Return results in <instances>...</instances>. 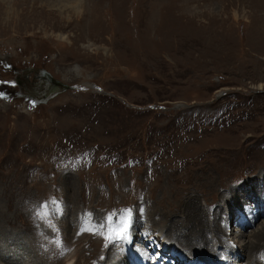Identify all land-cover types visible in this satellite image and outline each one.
<instances>
[{"label": "rangeland", "instance_id": "374dc122", "mask_svg": "<svg viewBox=\"0 0 264 264\" xmlns=\"http://www.w3.org/2000/svg\"><path fill=\"white\" fill-rule=\"evenodd\" d=\"M40 69L69 88L34 104L15 95L19 81L35 83ZM202 159L210 168L222 165L229 181L210 199L200 197V209L212 206L238 249L247 250L264 226V0H0L1 256L33 254L34 240L17 230L43 228L58 251L72 218L90 232L96 213L118 210L112 221L119 205L158 203L177 186L170 171L187 178L185 170ZM209 167L198 172L220 178ZM121 186L130 190L126 199L114 194ZM165 203L159 208L174 207ZM145 219L136 221L139 231ZM237 231L245 235L235 238ZM260 238L252 259L264 264V233ZM123 242L137 241L129 232ZM220 250L192 255L226 262ZM245 253L224 255L231 264H249ZM81 255L62 254L59 262L84 264Z\"/></svg>", "mask_w": 264, "mask_h": 264}, {"label": "bare ground", "instance_id": "6f19581e", "mask_svg": "<svg viewBox=\"0 0 264 264\" xmlns=\"http://www.w3.org/2000/svg\"><path fill=\"white\" fill-rule=\"evenodd\" d=\"M35 88L36 89L39 88L38 84L35 85ZM106 153L109 154L110 152L109 153L106 152ZM164 155H166V153H164ZM192 156H194L193 153H192ZM192 158H193L192 162L195 163L196 162L195 158L194 157ZM203 160L205 161V159H202V161ZM204 161L201 162V164L198 167H195L196 165L194 164L190 172L188 170H185L187 174L189 173L187 175V178L184 176V174L182 175L177 174L178 170L175 169L174 173H172V170H171L169 180L173 179L172 180L173 183H177V186L175 184H171L169 186V188L173 189L171 193L165 194V196L162 199L158 200V203L154 202L151 205L149 204L148 207H145L143 200L142 202L141 200H138V201L136 200L137 202L134 200L135 204H132L129 206L125 205V207L123 206L120 207L121 205H119L118 208L122 212H120V214L116 216L112 221L108 220L110 218L109 215L111 212L107 211V213L105 212L98 213V214L96 213L95 216L92 218L91 223L89 224V227L92 228L90 229V232L86 231L87 225L85 222L79 228L78 221L74 220L73 218L70 219V222H69L70 229L67 226H65L67 230H70V233H68L69 231L68 232L65 231L67 239L65 240L61 233L60 239L55 243V246L58 248V251L55 250L54 245H53V250H51L49 247L51 244L50 241L47 239L44 240L45 237L47 238L50 235V232L45 231L43 228H41L42 230L39 229L40 233L37 232V229H33V228L32 229L25 228V230L23 231L17 230V234L20 235L23 232H25L27 238L28 236H30V240H34V242L29 243L31 248H33V250H31L33 254H29L28 252V254L25 257L21 255L20 257H18V259H15V257L14 258L3 257L1 256L2 255L1 253L0 264H3L2 261H7V260L9 264H60L59 257L62 254H64L68 259H71L72 255L78 256L79 253H82L81 256H82V260L84 264H106L114 259L112 257L113 251L116 255L121 256L120 258L115 260L114 264H139V262L135 260L136 256L143 259L145 262L148 263L150 259L155 255V253L160 250L161 245H162V241L160 240V238L157 236H154L155 231H158V229H160L161 231V233L159 232L161 235H158V236L168 237V239L163 237V239L167 240L168 243H175V242L180 243L182 246L185 247L186 252L188 253L193 254V252L196 249H205L211 253H221L220 248H222V252L226 254V256L231 255V256L239 257V256L246 255L245 252L248 251L249 256H246V261L249 264H257L258 263L257 257L252 259V255L255 254L257 250L261 249L260 244L262 242L260 241L261 240L260 236L262 235V233H264V226L260 227V232L257 235L258 239L255 242H251V246L248 245L247 250L245 247H242V250H239L237 247L238 244L236 243V240L232 237L233 230H227V222L218 214V212H213L212 206H210L209 204H208V207L205 208L204 210L202 208L200 209V206H201V204L199 203L200 201L197 202V200H200V197H205L206 200L210 199L212 197L213 191H215L220 186H223V184L229 181V177L224 176V173H223L224 168L222 165L216 164V161H215L214 164L212 163L213 164L212 166L210 164L211 166L210 168L209 166L204 164ZM158 164L162 165L163 162L161 163L158 162ZM176 164H177V161H176ZM165 165L168 168L167 164ZM186 166H188V164H186ZM205 167H209L210 169H212L211 171L217 170V172L221 174L220 178L217 176V178L214 177L213 179L205 180L203 178V175H200V173L198 172V171L205 172ZM180 168L182 167L180 166ZM156 173H157L156 175H158L157 176L158 178L160 175H162L160 171H156ZM148 174H151V173H148ZM150 177L151 176L149 175V178ZM183 178L184 180L187 179V181L186 182L182 181ZM112 181L114 182L113 179ZM107 182L109 181L107 180ZM115 182L111 184L114 185ZM155 182H151V183L154 184ZM180 182H181V185L178 184ZM117 185H119L118 182H117ZM121 188L122 189L118 191H117V189H119L118 187L116 190L114 188H112V190L114 189L115 195L119 194L118 195L119 197L116 195L118 198L122 196L121 198L126 199V196L128 195L126 193L130 192V190L128 189V187H127L128 190L126 189L127 191H125V189L122 186ZM102 189L101 191L105 192ZM104 196L106 198L105 197L102 198L101 196L100 198L102 199L105 198L107 200L108 197L106 195ZM167 196L169 197L172 196V199ZM113 198L115 197L113 196ZM182 198L185 201V204L183 203L184 205L183 208L182 207L179 208L178 200L181 201ZM102 199H100V201ZM106 200L104 201L107 202ZM119 200H122V199H119ZM104 201L102 200V202ZM165 201L169 202L171 205L173 204L174 207L172 208L170 207L167 209L166 205H164L165 209L163 207L162 209H160L159 206L160 205L163 206V204H166ZM116 202H119V201H115V203ZM118 204H120V202ZM142 204L146 209H148L147 213H145L146 211H144V215H141ZM107 205L110 209V206H109L110 204L107 203ZM107 205H105L106 208H107ZM102 206L100 208H102ZM113 206H115V204ZM174 210H177V211H174ZM135 212L137 216L135 215ZM124 213H128V216L131 215L132 220H133V221H129V230L127 232V233L130 232L131 237H134V239H136L137 241L136 244L133 243L132 246L124 245V242H123L124 238L122 239V238L117 237L115 233H113L112 238L109 239L110 228L121 226L120 222H121V219L123 218L122 214ZM156 215L161 216V219L159 221L155 220ZM183 216H186V217H183ZM239 217L237 219H239ZM144 218H146L145 219L146 221L144 220L145 225L143 229L139 231L136 226V221H138L137 223L138 225L139 222H142L143 221L142 219ZM104 222H106L105 226H104ZM134 222H135V227L131 226L132 224H134ZM237 222H238L239 228L244 229L243 224L245 222V219L243 218L242 221L241 220L236 221V225H237ZM151 223H155V225L153 226V224ZM84 227H85L84 229L85 231H81V229H83ZM71 230H73L72 234H71ZM30 233L33 235H31ZM52 234L54 235L53 232ZM92 234H97L101 238H105L108 246L112 249L110 250V249L105 248L103 246L101 238L97 235H92ZM234 234H235V238H237L240 234L245 235L244 233L239 232V231L235 232ZM69 235H72V236L69 237ZM143 235L145 236L144 238H143ZM34 236H40L43 239V242L40 245L36 244ZM12 242H15V241H12ZM70 242L71 243L73 242L74 247L77 249L76 251H74V249L72 250L70 246ZM8 246L10 247V242L8 243ZM147 246L149 247V251H147ZM150 246L152 247L150 248ZM133 247H135L136 251H138V254H135L134 257H133L134 253L132 255L130 254V252H132L133 250ZM119 248L122 249L120 252H118ZM179 248L180 250H182L181 246ZM63 250H66V252ZM86 251L88 252V254H86ZM182 251L184 252V250ZM59 252H62L61 255L58 254ZM149 253H151L152 256ZM224 254H220L218 257H222L226 262H216V260L203 257L204 254H201V255L199 254L195 256L205 261H207L208 259L207 262L208 263L212 262V264H226L227 262L231 264L230 260L233 258H231V256L230 258L228 257L225 258ZM127 259H129V261H127Z\"/></svg>", "mask_w": 264, "mask_h": 264}, {"label": "water", "instance_id": "95a60500", "mask_svg": "<svg viewBox=\"0 0 264 264\" xmlns=\"http://www.w3.org/2000/svg\"><path fill=\"white\" fill-rule=\"evenodd\" d=\"M46 75H48V77L50 78V82L47 83V85L45 84L43 87H41V84H44L45 79H41L40 83H38V85L40 86L38 89L34 88L31 89L30 88V95H36L37 98H40L42 102H46L49 99L55 97L56 95H58L59 93H62L64 91H66L69 86L67 85V83H63L62 81H59L57 79H53L50 75V73H46ZM45 89L44 91L40 92L42 89Z\"/></svg>", "mask_w": 264, "mask_h": 264}, {"label": "flooded vegetation", "instance_id": "af4514ba", "mask_svg": "<svg viewBox=\"0 0 264 264\" xmlns=\"http://www.w3.org/2000/svg\"><path fill=\"white\" fill-rule=\"evenodd\" d=\"M25 76H27V75H25ZM37 78H38V80L35 81V83L29 82V80H27L28 78L26 79V81H19V82H21V86H20L19 90L15 91V93H18L20 96L28 97V96H30V92H29L30 88L34 89L35 85L40 83L41 79H45V82H44L45 84L50 82V78L49 77L44 76V73H39L38 71H37ZM47 78H49V79H47ZM40 86L43 87L44 84H41ZM40 86L38 85V87H40ZM32 96L35 97L36 99H40V98H37L36 95H34V94Z\"/></svg>", "mask_w": 264, "mask_h": 264}, {"label": "snow or ice", "instance_id": "6c2138e0", "mask_svg": "<svg viewBox=\"0 0 264 264\" xmlns=\"http://www.w3.org/2000/svg\"><path fill=\"white\" fill-rule=\"evenodd\" d=\"M130 211V210H129ZM123 218L121 219V226L119 227H111L109 230V239L112 238V234L115 233V235L119 238H125V234L129 230V219H128V213L122 214ZM111 219V217L109 218Z\"/></svg>", "mask_w": 264, "mask_h": 264}, {"label": "clouds", "instance_id": "9594fccd", "mask_svg": "<svg viewBox=\"0 0 264 264\" xmlns=\"http://www.w3.org/2000/svg\"><path fill=\"white\" fill-rule=\"evenodd\" d=\"M261 259H264V256H262Z\"/></svg>", "mask_w": 264, "mask_h": 264}]
</instances>
